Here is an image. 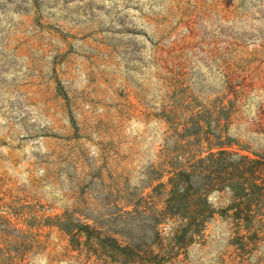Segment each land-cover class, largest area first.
Segmentation results:
<instances>
[{
    "label": "rangeland",
    "instance_id": "374dc122",
    "mask_svg": "<svg viewBox=\"0 0 264 264\" xmlns=\"http://www.w3.org/2000/svg\"><path fill=\"white\" fill-rule=\"evenodd\" d=\"M214 136L264 155V0H0V264H264V199L245 229L211 189L181 244L160 214Z\"/></svg>",
    "mask_w": 264,
    "mask_h": 264
},
{
    "label": "trees",
    "instance_id": "16d2710c",
    "mask_svg": "<svg viewBox=\"0 0 264 264\" xmlns=\"http://www.w3.org/2000/svg\"><path fill=\"white\" fill-rule=\"evenodd\" d=\"M197 116L199 113L194 117ZM194 125L196 127L192 136L202 129L199 122ZM188 129L189 127H184V130ZM214 140V143L210 141L211 147L205 155H191L186 158L185 163L176 160V169L170 172V189L166 205L160 214L163 217L176 215L179 224L176 226L175 242L178 244L184 241V235L193 238L201 232L205 222L212 217L214 209L207 199L211 189L225 187L232 191L233 203L227 210L232 212L231 217L245 229L251 227L250 222L255 219V207L259 206L260 199H264V155H239L232 152L228 145L224 146L218 136H214ZM234 155L237 157L234 158ZM197 177L201 179V183L196 185L193 179ZM81 226L78 228L80 232L88 238L97 239L101 248H109L112 252L131 249L136 256L139 255L137 247L121 246L113 237H102L88 224Z\"/></svg>",
    "mask_w": 264,
    "mask_h": 264
}]
</instances>
